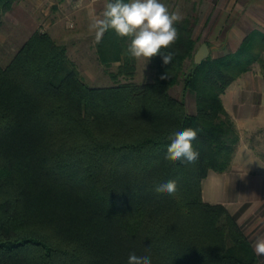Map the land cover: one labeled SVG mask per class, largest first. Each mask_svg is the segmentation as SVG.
<instances>
[{
	"label": "trees",
	"instance_id": "obj_1",
	"mask_svg": "<svg viewBox=\"0 0 264 264\" xmlns=\"http://www.w3.org/2000/svg\"><path fill=\"white\" fill-rule=\"evenodd\" d=\"M12 2L0 0V11ZM195 24H174L179 38L161 50L172 62L154 56L151 82L120 81L136 59L131 38L112 29L96 45L102 64L120 62L113 85L86 83L66 45L41 30L0 65V264H127L131 253L151 264L257 263L236 217L205 201L202 184L231 166L240 138L223 94L259 59L264 32L197 64ZM187 59L195 113L171 93ZM189 127L199 159L167 160V137ZM169 180L174 195L154 191Z\"/></svg>",
	"mask_w": 264,
	"mask_h": 264
},
{
	"label": "rangeland",
	"instance_id": "obj_2",
	"mask_svg": "<svg viewBox=\"0 0 264 264\" xmlns=\"http://www.w3.org/2000/svg\"><path fill=\"white\" fill-rule=\"evenodd\" d=\"M104 3L13 0L10 8L0 11V65L7 66L30 36L41 30L66 45L69 59L86 83L93 86L115 84L111 72L117 71L120 62L111 66L100 62L95 33L89 29V9H95L100 15ZM161 3L170 11L179 12L182 18H196L193 30L196 51L207 43L213 58L236 51L254 30L264 32V0H161ZM191 65L192 60L187 59L171 93L184 99L187 110L195 113L196 93L184 88V73ZM155 77L152 57L147 64L136 60L135 74L119 79L151 82ZM223 102L240 139L230 168L223 172L210 171L203 180L202 195L205 201L223 203L254 245L257 237L264 236V50L250 70L226 89ZM213 177H218V181L212 180ZM256 264H264V256H258Z\"/></svg>",
	"mask_w": 264,
	"mask_h": 264
},
{
	"label": "clouds",
	"instance_id": "obj_3",
	"mask_svg": "<svg viewBox=\"0 0 264 264\" xmlns=\"http://www.w3.org/2000/svg\"><path fill=\"white\" fill-rule=\"evenodd\" d=\"M88 15L91 20L89 29L95 33V43L99 44L103 35L112 29L119 37L131 38L127 52L134 59L147 64L150 58L160 55L164 65L172 62L173 53L161 50L169 49L178 40V30L174 24L180 22L182 16L179 12L170 11L161 0H130L128 3L123 0H105L100 15L92 8ZM160 78L167 79V76L162 75ZM197 135V130L190 127L170 134L167 137L170 144L165 158L172 162L194 164L199 159V152L192 146ZM154 191L174 195L177 181L161 183ZM253 247L257 256H264V236L257 237ZM127 264H151V258L131 253Z\"/></svg>",
	"mask_w": 264,
	"mask_h": 264
},
{
	"label": "water",
	"instance_id": "obj_4",
	"mask_svg": "<svg viewBox=\"0 0 264 264\" xmlns=\"http://www.w3.org/2000/svg\"><path fill=\"white\" fill-rule=\"evenodd\" d=\"M210 49L207 43H203L196 51L194 61L197 64H201L205 59L210 56Z\"/></svg>",
	"mask_w": 264,
	"mask_h": 264
},
{
	"label": "crops",
	"instance_id": "obj_5",
	"mask_svg": "<svg viewBox=\"0 0 264 264\" xmlns=\"http://www.w3.org/2000/svg\"><path fill=\"white\" fill-rule=\"evenodd\" d=\"M227 1H232V0H227ZM233 1H234V0H233ZM209 30H210V29H209ZM217 179H218V177H213L212 180L218 181Z\"/></svg>",
	"mask_w": 264,
	"mask_h": 264
},
{
	"label": "built area",
	"instance_id": "obj_6",
	"mask_svg": "<svg viewBox=\"0 0 264 264\" xmlns=\"http://www.w3.org/2000/svg\"><path fill=\"white\" fill-rule=\"evenodd\" d=\"M89 1L96 2V1H105V0H89Z\"/></svg>",
	"mask_w": 264,
	"mask_h": 264
}]
</instances>
